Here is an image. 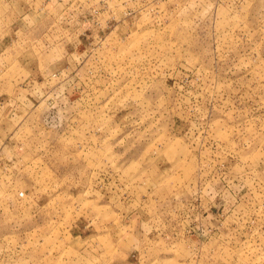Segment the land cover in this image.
Instances as JSON below:
<instances>
[{"label":"rangeland","instance_id":"374dc122","mask_svg":"<svg viewBox=\"0 0 264 264\" xmlns=\"http://www.w3.org/2000/svg\"><path fill=\"white\" fill-rule=\"evenodd\" d=\"M0 264H264V0H0Z\"/></svg>","mask_w":264,"mask_h":264}]
</instances>
